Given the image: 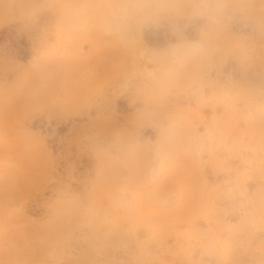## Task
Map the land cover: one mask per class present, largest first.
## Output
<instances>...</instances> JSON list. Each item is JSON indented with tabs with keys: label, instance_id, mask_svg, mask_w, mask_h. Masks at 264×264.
I'll return each mask as SVG.
<instances>
[{
	"label": "clouds",
	"instance_id": "9594fccd",
	"mask_svg": "<svg viewBox=\"0 0 264 264\" xmlns=\"http://www.w3.org/2000/svg\"><path fill=\"white\" fill-rule=\"evenodd\" d=\"M0 264H264V0H0Z\"/></svg>",
	"mask_w": 264,
	"mask_h": 264
},
{
	"label": "rangeland",
	"instance_id": "374dc122",
	"mask_svg": "<svg viewBox=\"0 0 264 264\" xmlns=\"http://www.w3.org/2000/svg\"><path fill=\"white\" fill-rule=\"evenodd\" d=\"M122 112H123V115L121 116L120 123L125 124L127 123L128 118L130 116L131 109L122 110ZM68 128H69L68 125H65L63 123H59L58 125V121L56 120L52 121V129L55 130L56 135L58 137L65 135L68 131ZM190 179L193 181V186L195 187L198 184H203L206 181L212 180L213 177L207 171L200 172V173L192 172L190 173ZM85 183H86V177L82 176L79 180L76 181L77 189L84 190ZM202 223L203 221L201 219H198L195 216L177 214L169 222V227L174 233L182 234V233L189 232L192 229L202 225ZM138 235L140 239H143L144 237L143 233H140Z\"/></svg>",
	"mask_w": 264,
	"mask_h": 264
}]
</instances>
